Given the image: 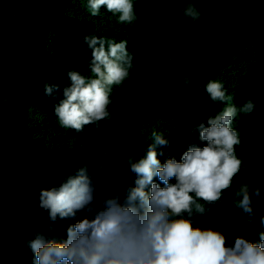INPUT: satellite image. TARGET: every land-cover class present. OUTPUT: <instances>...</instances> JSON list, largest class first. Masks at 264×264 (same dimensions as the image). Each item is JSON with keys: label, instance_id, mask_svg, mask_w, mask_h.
I'll list each match as a JSON object with an SVG mask.
<instances>
[{"label": "trees", "instance_id": "1", "mask_svg": "<svg viewBox=\"0 0 264 264\" xmlns=\"http://www.w3.org/2000/svg\"><path fill=\"white\" fill-rule=\"evenodd\" d=\"M130 2L135 18L121 22V13L106 5L93 15L88 0H0V264H38L33 240L65 242L69 227L93 215L84 209L53 220L41 207L42 190L58 189L86 166L96 184L97 208L117 192L123 199L137 178L129 160L147 154L153 133L170 141L161 149V164L169 157L182 162L187 150L207 144L199 126L207 127L210 116L228 107L237 110L230 127L241 141L235 147L241 169L218 202L198 201L208 211L190 218L194 227L223 233L229 246L240 235L261 243L264 0ZM190 5L198 19L184 14ZM86 36L103 38L106 49L126 42L132 67L122 84L108 86L110 115L99 130L90 124L77 132L60 125L55 106L71 86L69 72L97 78ZM211 81L221 83L225 100H211ZM46 84L60 88L48 96ZM249 100L254 109L245 113ZM242 185H250L253 214L238 207Z\"/></svg>", "mask_w": 264, "mask_h": 264}, {"label": "clouds", "instance_id": "2", "mask_svg": "<svg viewBox=\"0 0 264 264\" xmlns=\"http://www.w3.org/2000/svg\"><path fill=\"white\" fill-rule=\"evenodd\" d=\"M88 3L93 15L106 5L109 12L121 13V22L135 18L130 0H88ZM184 14L194 20L200 15L192 5L184 9ZM83 39L92 49L89 67L97 78L89 80L79 71L69 72L71 86L63 90L65 98L55 106L60 125L77 132L90 124L99 130V122L110 115L108 86L122 84L132 67L126 42L111 43L106 49L103 38ZM184 81L191 82L188 76ZM59 88L46 84L45 93L53 96ZM206 91L212 101L225 100V90L219 82H209ZM253 109L254 103L249 100L241 111L250 113ZM236 111L235 107H228L222 114L210 116L207 127L201 124L200 139L207 144L187 150L182 162L169 157L161 164L159 156L164 154L161 149L169 146L170 141L153 133L147 154L135 162L129 160L128 170L137 178L123 199L117 192L103 199L97 208L96 184L86 166L58 189L42 190L41 207L49 210L53 220L57 216H75L84 209L93 215L69 227L65 242L33 240L31 247L38 264H264V233L259 244L240 235L229 246L223 233L194 227L190 218L208 211L198 201L218 202L241 169L242 161L235 154L241 141L238 132L230 127ZM157 178L163 187L156 182ZM125 182L126 179H120L121 185ZM255 194L260 196L259 188ZM237 195L242 196L238 207L253 214L250 185H242Z\"/></svg>", "mask_w": 264, "mask_h": 264}]
</instances>
